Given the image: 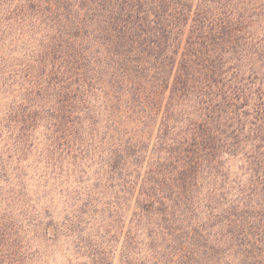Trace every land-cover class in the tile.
Segmentation results:
<instances>
[{
	"label": "trees",
	"instance_id": "obj_1",
	"mask_svg": "<svg viewBox=\"0 0 264 264\" xmlns=\"http://www.w3.org/2000/svg\"><path fill=\"white\" fill-rule=\"evenodd\" d=\"M0 264H264V0H0Z\"/></svg>",
	"mask_w": 264,
	"mask_h": 264
},
{
	"label": "rangeland",
	"instance_id": "obj_2",
	"mask_svg": "<svg viewBox=\"0 0 264 264\" xmlns=\"http://www.w3.org/2000/svg\"><path fill=\"white\" fill-rule=\"evenodd\" d=\"M1 213V212H0Z\"/></svg>",
	"mask_w": 264,
	"mask_h": 264
}]
</instances>
